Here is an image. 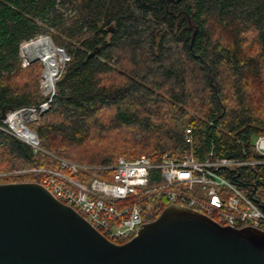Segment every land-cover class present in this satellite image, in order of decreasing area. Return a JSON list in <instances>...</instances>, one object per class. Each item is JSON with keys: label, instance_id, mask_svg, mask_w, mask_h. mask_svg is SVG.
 I'll use <instances>...</instances> for the list:
<instances>
[{"label": "trees", "instance_id": "1", "mask_svg": "<svg viewBox=\"0 0 264 264\" xmlns=\"http://www.w3.org/2000/svg\"><path fill=\"white\" fill-rule=\"evenodd\" d=\"M40 35L70 59L49 112L31 125L43 148L94 167L84 182L111 179L100 167L143 153L259 159L264 0H0V114L42 100L41 61L21 65ZM38 166L58 160L0 128V173ZM220 171L264 205V165ZM22 181L42 178L0 177ZM167 205L153 201L146 221Z\"/></svg>", "mask_w": 264, "mask_h": 264}, {"label": "built area", "instance_id": "2", "mask_svg": "<svg viewBox=\"0 0 264 264\" xmlns=\"http://www.w3.org/2000/svg\"><path fill=\"white\" fill-rule=\"evenodd\" d=\"M56 47L62 54L58 55L61 63L54 79L46 75L49 68L42 61V100L36 105L9 110L0 124L1 129L30 145L35 152L49 154L58 160L57 167H33L23 172L40 174V183L114 242H126L134 237L146 217L153 212L152 202L160 200L192 208L222 225H250L264 230V209L261 204L220 171L242 165H264V134L255 139V150L260 156L256 160L223 157L201 161L192 151L179 159L169 153L156 157L144 154L133 159L121 156L115 165L100 167L113 170L111 179L94 177L89 182L83 181L82 174L93 169V166L60 157L43 148L37 132L30 128L29 123L49 112L57 95L56 83L66 61L70 59L62 47ZM34 60L24 57L23 64L28 65ZM185 140L192 143L190 128L186 129ZM14 173H0V177ZM261 192L262 189L257 190V194Z\"/></svg>", "mask_w": 264, "mask_h": 264}, {"label": "water", "instance_id": "3", "mask_svg": "<svg viewBox=\"0 0 264 264\" xmlns=\"http://www.w3.org/2000/svg\"><path fill=\"white\" fill-rule=\"evenodd\" d=\"M0 264H264V230L170 203L117 243L42 183L0 182Z\"/></svg>", "mask_w": 264, "mask_h": 264}, {"label": "bare ground", "instance_id": "4", "mask_svg": "<svg viewBox=\"0 0 264 264\" xmlns=\"http://www.w3.org/2000/svg\"><path fill=\"white\" fill-rule=\"evenodd\" d=\"M28 43L29 49L39 57L34 59H41L47 68H49V70L46 71V75L54 79L60 66L58 55L62 54V51L58 49L47 36H42Z\"/></svg>", "mask_w": 264, "mask_h": 264}, {"label": "rangeland", "instance_id": "5", "mask_svg": "<svg viewBox=\"0 0 264 264\" xmlns=\"http://www.w3.org/2000/svg\"><path fill=\"white\" fill-rule=\"evenodd\" d=\"M47 36V35H46ZM42 37V36H41ZM49 37V36H48ZM40 38V37H39ZM50 38V37H49ZM50 40H51V38H50ZM52 41V40H51ZM31 42V41H30ZM52 43H53V41H52ZM29 44V43H28ZM28 44L26 43L25 44V46L27 45V47H28V50H27V47H26V50H27V59L28 60H32V59H34V58H39V57H37V55L35 54V53H33L30 49H29V46H28ZM54 44V43H53ZM29 55L31 56V58L32 59H30V57H29ZM24 57L25 56H22L21 55V65H22V67H27V66H29L30 64H32L34 61H37V60H40L41 61V63H42V60L41 59H35L32 63H30V64H28V65H24L23 63H24ZM60 63H61V60L59 61ZM43 65V64H42ZM43 70H44V67H43ZM43 72V71H42ZM42 72H41V75H42ZM40 79H41V76H40ZM40 79H39V86H40ZM41 90V89H40ZM2 121V120H1ZM38 121V120H37ZM35 122V121H34ZM33 122H31V123H29V126H30V128H32V129H34L33 128V126L31 125ZM35 130V129H34ZM36 131V130H35ZM144 154H146V153H143V154H141V155H144ZM140 155V156H141ZM38 167H40V166H38ZM28 169V168H27ZM24 170H26L25 168H19V169H16V170H12V171H9V172H15L14 173V176H20V175H27V174H33V175H40V174H38V173H32V172H27V173H25V172H23ZM4 173V172H3ZM263 191V190H262ZM264 192V191H263Z\"/></svg>", "mask_w": 264, "mask_h": 264}, {"label": "flooded vegetation", "instance_id": "6", "mask_svg": "<svg viewBox=\"0 0 264 264\" xmlns=\"http://www.w3.org/2000/svg\"><path fill=\"white\" fill-rule=\"evenodd\" d=\"M145 222H148V221L145 220Z\"/></svg>", "mask_w": 264, "mask_h": 264}]
</instances>
